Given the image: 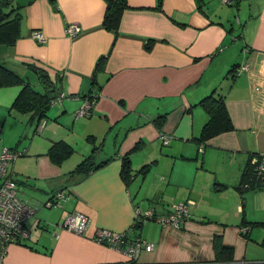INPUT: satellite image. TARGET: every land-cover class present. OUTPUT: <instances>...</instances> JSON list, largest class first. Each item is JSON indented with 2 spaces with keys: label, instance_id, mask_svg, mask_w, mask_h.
Instances as JSON below:
<instances>
[{
  "label": "crops",
  "instance_id": "obj_1",
  "mask_svg": "<svg viewBox=\"0 0 264 264\" xmlns=\"http://www.w3.org/2000/svg\"><path fill=\"white\" fill-rule=\"evenodd\" d=\"M108 1L11 0L21 36L0 44V62L37 90L28 65L42 68L62 100L36 122L10 110L21 86L0 87V149H22L8 172L35 213L60 191L67 199L54 219L30 225L39 232L26 219L28 237L8 246L3 263H125L122 251L93 240L99 228L154 244L134 264L263 263L252 259L251 237L264 244L253 229L264 223V188L242 192L239 184L251 155L264 154V0H127L116 30L103 26ZM70 23L81 28L75 36L66 33ZM211 91L223 96L233 129L199 143L209 117L198 102ZM90 92L99 93L93 109L76 118L80 97ZM162 134L171 136L167 144ZM58 142L73 153L55 162L50 151ZM86 157L102 165L71 176ZM187 201L194 204L179 227L133 226L137 207L163 214ZM74 211L89 219L81 235L61 226ZM216 242L232 248L231 259L217 258Z\"/></svg>",
  "mask_w": 264,
  "mask_h": 264
},
{
  "label": "trees",
  "instance_id": "obj_2",
  "mask_svg": "<svg viewBox=\"0 0 264 264\" xmlns=\"http://www.w3.org/2000/svg\"><path fill=\"white\" fill-rule=\"evenodd\" d=\"M128 6L127 0H109L106 6L103 26L107 30H116L124 9ZM19 8H15L11 4V0H0V44L13 45L16 40L21 36V15L18 12ZM30 69L38 76L41 91L35 89L30 83L19 77L12 70L7 68L2 62H0V87H7L13 85L21 86L17 96L15 97L10 110H13L20 114H29L32 120L39 122L46 116L47 111L50 108L51 99L56 95V84L51 80L49 74L42 68L34 65H28ZM95 93V99L99 93ZM91 92L87 95H91ZM198 105L204 109L208 114V121L203 125L199 137L195 138L199 143L205 142L212 136L221 132L229 131L233 129L232 122L226 111L224 99L221 94L216 91H211L207 96L202 98ZM141 145L136 144L132 150L136 151ZM132 151V152H133ZM73 153V148L65 142L55 143L51 148V158L55 162H59ZM259 158V154L251 155L248 160L245 171L242 174V178L239 184L240 191L257 188H264V172L259 173L257 169L258 162L252 163V157ZM91 157H86L72 172L77 174L78 177L84 178L96 167L91 166ZM142 168L141 171H143ZM140 171V172H141ZM83 173V174H81ZM121 176L125 180L130 179L131 168L128 153L122 157L121 160ZM81 174V175H79ZM264 226V223H262ZM136 225L135 227H137ZM217 258L218 259H231L232 248L221 246L219 242L215 243ZM227 255V257L225 256ZM123 264H133L126 261Z\"/></svg>",
  "mask_w": 264,
  "mask_h": 264
},
{
  "label": "built area",
  "instance_id": "obj_3",
  "mask_svg": "<svg viewBox=\"0 0 264 264\" xmlns=\"http://www.w3.org/2000/svg\"><path fill=\"white\" fill-rule=\"evenodd\" d=\"M234 0H223L226 4H233ZM236 1V0H235ZM238 1V0H237ZM81 28L77 23H70L66 27V33L69 36H75L80 32ZM32 37L39 42L44 41V37L40 32H32ZM221 50V48H220ZM248 65H244L242 70H245ZM241 70H239L240 72ZM99 96V94H98ZM97 96V98H98ZM72 99H77L76 96H70ZM81 105L74 112V116L80 117L87 115L95 105V93L84 95ZM62 97H55L51 103L61 102ZM45 121L37 126V130H41L45 126ZM163 144H167L171 139L164 134L160 135ZM22 154V151L17 149L4 147L0 149V264H4L8 246L12 243H18L22 239L28 237L29 232L25 227V220L35 213V208L25 200L18 191L17 182L9 175V167ZM252 157V163L258 162V172H264V154H259ZM67 199L64 191L56 194L52 201L44 204L45 207H59L62 200ZM193 201L172 203L163 214H156L153 208L141 210L139 207L135 210L133 226L140 225L147 221H155L162 226L171 225L179 227L188 217L190 205ZM89 219L80 212H68L61 223V226L76 234H82L87 228ZM248 231L247 227L241 229L243 234ZM93 240L98 243H104L112 249L120 250L126 256V261L134 264L139 253L142 250L151 251L154 247L152 242L141 239L140 237H132L127 232L116 233L108 229L99 228L96 230Z\"/></svg>",
  "mask_w": 264,
  "mask_h": 264
},
{
  "label": "rangeland",
  "instance_id": "obj_4",
  "mask_svg": "<svg viewBox=\"0 0 264 264\" xmlns=\"http://www.w3.org/2000/svg\"><path fill=\"white\" fill-rule=\"evenodd\" d=\"M35 76V78H36V84L35 85H40V82H39V78H38V76L35 74L34 75ZM41 86V85H40ZM42 87V86H41ZM40 87V88H41ZM38 88V87H37ZM36 88V89H37ZM39 89V88H38ZM42 89V88H41ZM41 91V90H40ZM49 111V110H48ZM48 111H47V113H46V115L47 116H49V113H48ZM36 132H38V131H36ZM169 136V135H168ZM169 137H171V136H169ZM86 138V136L85 137H83V140H78V143H77V146H79V148H81V146L82 145H84V142H86L84 139ZM102 138L103 137H101L100 138V140H102ZM22 149H18V151H21ZM20 157H18V159H19ZM212 159L213 160H215L216 159V157H212ZM211 164L210 163H208V166H210ZM138 177V179H141V177L140 176H137ZM22 178H20L19 180H21ZM139 183V182H138ZM131 184V186L132 185H134V182H131L130 183ZM64 192H65V190H63ZM138 197V196H137ZM246 197V196H245ZM26 198V197H25ZM25 200H27V199H25ZM40 206V209L35 213V214H33L32 216H30L28 219H27V221H26V224H27V226L30 228V230L31 231H33V232H35V230H37L36 229V227H35V225L34 226H30L31 224H33L34 222L36 223V221H38V219L39 218H41L42 220H44V223H47V222H49L50 220H52V219H54L55 217H56V215H57V213H58V210H56V209H54L55 207H52V208H47V207H45L44 205H39ZM139 209H141L140 207H139ZM66 217V213H65V215H64V217H63V220H64V218ZM62 220V221H63ZM41 224H43L42 222H41ZM40 225V224H39ZM253 229H257V230H260L259 232L262 234V237L264 236V227L263 226H261V225H258V224H253ZM38 232H39V230H37ZM252 239V241L254 240L255 242H253L254 244H255V252L258 254V257H256L257 255H255V256H253L252 257V259H254V260H259V261H261V260H263V263H260V264H264V244L262 243V238L261 239H256L255 237H251ZM251 241V242H252Z\"/></svg>",
  "mask_w": 264,
  "mask_h": 264
}]
</instances>
